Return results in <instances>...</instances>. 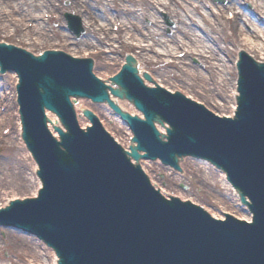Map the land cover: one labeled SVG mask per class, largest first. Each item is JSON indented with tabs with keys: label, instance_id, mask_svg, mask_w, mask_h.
Instances as JSON below:
<instances>
[{
	"label": "water",
	"instance_id": "1",
	"mask_svg": "<svg viewBox=\"0 0 264 264\" xmlns=\"http://www.w3.org/2000/svg\"><path fill=\"white\" fill-rule=\"evenodd\" d=\"M133 62L129 58L113 80L122 88L113 94L134 102L147 122L123 115L110 103L136 135L132 157L139 160L138 151H144L143 158H161L172 166L186 155L209 160L228 173L255 223L231 217L216 222L191 204L165 201L90 113L94 128L88 134L79 131L70 97L108 101L92 63L55 53L37 59L0 45L3 72L16 69L21 79L24 139L45 186L39 200L0 212V224L34 228L55 248L60 264H264V67L248 68L243 58L241 108L237 121L227 123L181 96L146 89ZM45 109L69 131L58 130L61 144L46 129ZM155 120L171 125L168 144L154 130Z\"/></svg>",
	"mask_w": 264,
	"mask_h": 264
},
{
	"label": "bare ground",
	"instance_id": "2",
	"mask_svg": "<svg viewBox=\"0 0 264 264\" xmlns=\"http://www.w3.org/2000/svg\"><path fill=\"white\" fill-rule=\"evenodd\" d=\"M145 1L138 3L140 7L133 10L131 8L135 6L133 0H96L95 3L92 0H78L73 5L65 4L64 0H4V6L0 5V42L16 43L15 45L20 46L22 49L26 48L29 52L32 51L36 54H38L37 48L48 46L57 48L56 51L62 50L71 54L75 53L74 57L94 59L97 65L96 68L102 71L100 74L97 73V76L109 85H111V77L115 76L125 64L124 54L129 53L136 59L141 77L148 73L159 86L171 92H182L187 97L195 100L193 94H199L205 101L198 100V102L211 103L215 108L222 111L220 115L233 118L237 108L236 86L234 83H229L226 76H232L234 67L228 66V62L222 55L226 54L230 59L234 52L243 51L256 61L264 62V27L259 26L252 12L244 8L243 0H229L227 4L219 7L217 14L208 13L210 5L207 0H199L202 3V9L206 11L205 15L200 13L199 7H196L195 11L189 9V6L195 5L192 3L194 0H181L186 3L185 7L180 4L179 0ZM246 2H250L257 13L259 12L264 16V0H246ZM125 3L130 4V7L126 6ZM158 6H162L165 11L172 14L176 19L177 27L174 35L168 36L161 31ZM101 10L102 13H99ZM72 12L79 14L87 21L86 33L82 39L72 38L71 33L66 31L65 22L61 20L55 22L59 23L58 29L51 28L54 24L52 22L51 24L49 22V24H45L46 14ZM228 12H237L233 23H230L225 17ZM42 13L44 16L41 15ZM147 18L151 22L150 26L143 25ZM118 22H121L120 28L124 31V36H115L109 30L112 23H114L113 26H117ZM28 24L33 25L30 27ZM139 24L142 25V29H140ZM10 29L13 30V32H10L13 34H6ZM228 30L231 32L230 36L227 35ZM127 37H130L129 40H126ZM10 39H14L15 42H11ZM52 41L54 43H51ZM147 43L149 44L148 47L144 45ZM150 43L152 44L150 45ZM116 44H119L120 47H116ZM223 44L226 47H223ZM157 46L162 51H156L155 47ZM89 50H96L97 53H88ZM183 52L186 53V58L180 64L185 66L184 70H178L175 66H169L168 68L173 67L177 70L179 73L176 77L179 80L178 82L185 85L188 84L186 83L187 80L190 81L186 90L185 87L172 88L166 86L165 79L159 78L157 73L151 69L155 57L158 59L162 57L172 59L175 55ZM80 53H83V56H79ZM188 60H197L200 64L198 66L188 64ZM155 64L160 65L161 61H157ZM113 67L117 69H113ZM228 71L231 72L228 73ZM11 75H15V73ZM173 76L172 74L171 77ZM146 84L154 87L153 83L146 82ZM4 85L8 86L9 84L4 83ZM4 85L0 83V89L5 87ZM230 89V92L233 93L231 96L228 94ZM3 97L0 98V106L8 101ZM12 97L14 100V96ZM119 105L125 110H134L129 104L120 103ZM87 106L91 107L90 104H84V107ZM130 112L137 114L135 111ZM9 113L10 111L6 113V116ZM107 116H110V114L107 113ZM51 119L53 122L56 120L53 117ZM4 120L5 117L0 119V123H3ZM14 121L19 123L17 118ZM120 124L127 130L126 126ZM87 125L86 123L83 126L86 127ZM1 134L0 131V136H2ZM21 144L23 146L22 141ZM22 158L28 165L33 166V172L19 174L20 186L24 185L27 190L31 191L29 196H36L40 187L34 172L36 164L28 153H23ZM13 162L15 163L14 169L22 163L17 159H13ZM7 175L4 169L0 174L1 185L6 183ZM218 175L223 185L230 188L224 178L219 173ZM162 193L164 194L163 191ZM179 198L186 200L183 194H180ZM14 199H16V196L12 198V200ZM8 203L9 201H6L4 206ZM215 216L222 217V215ZM7 231L19 234L14 230ZM19 235L27 241L24 245L30 244V250L26 252L33 259L38 260L33 263L46 264L47 261L42 259L41 252V248L44 246L35 238Z\"/></svg>",
	"mask_w": 264,
	"mask_h": 264
},
{
	"label": "rangeland",
	"instance_id": "3",
	"mask_svg": "<svg viewBox=\"0 0 264 264\" xmlns=\"http://www.w3.org/2000/svg\"><path fill=\"white\" fill-rule=\"evenodd\" d=\"M139 1H145V0H133V4L135 5L131 7L133 10L138 9V7H140L138 4ZM179 1H180V4H182V6L184 7L186 6L185 2L181 0ZM207 1L210 5V10L208 13L213 12L215 14H217V10H219L220 6L225 5L229 2L228 0H207ZM72 2L73 0H64V3L67 5L75 4V3L72 4ZM92 2L95 3L96 0L95 1L92 0ZM192 3H194L195 5L191 7L189 6V9L191 11H195V8L199 7L201 11L200 13L202 15H205L206 11L202 9V3L199 0H194ZM242 3H243L244 8L252 12L254 18L258 22V25L262 26V23L264 21H262L260 16L258 17L259 14H257V10L252 7V4L250 2L249 3L246 2V0L245 1L243 0ZM211 4H213L214 6H212ZM125 5L126 6L128 5L130 7V4L128 3H125ZM158 9H159V17H160V27H162L161 31L164 32V34L168 36L174 35L175 29L177 27L176 19H174L172 14L165 11L164 8H162V6H158ZM237 12H234L235 16ZM99 13H102V10L99 11ZM234 13H229L228 14L229 16L226 15L227 16L226 18L231 20V16L234 15ZM140 14L141 13L139 12V15ZM41 15H43V13ZM51 17H52L51 14L49 15V17L48 15H46V19L51 18ZM67 17H71V18L67 19ZM54 18L55 19L59 18L58 19L59 21L61 20L62 22H65L66 31L71 33L72 38L82 39L84 37V34L86 33V29H87V26H86L87 21L84 19V17L79 16L72 12V13H65L63 15L56 14L53 16L52 19ZM69 20L72 22V24L69 23ZM59 21H56V22H59ZM232 21L234 20L232 19ZM52 23L54 24L51 28L58 29L59 23H55V22H52ZM143 23H144L143 25L145 26H150L151 24L148 18ZM188 23L190 24L189 21ZM32 25L33 24H29V26H32ZM112 25H114V23H112L111 26L109 27V30H111V33H113L115 36L125 35L124 31H117V30L115 31V27L113 29ZM139 25H140V29H142L141 27L142 25L141 24ZM117 26L120 27V23H118ZM10 32H13V30L11 29L8 30L6 34H9ZM227 35L228 36L231 35V32L229 30L227 31ZM129 38L130 37H127L126 40H129ZM193 39H196V38H193ZM13 42H15V40ZM51 43H54V41H52ZM12 44L15 45L16 43H12ZM144 45L146 47L149 46L148 43ZM115 46L119 47L120 45L116 44ZM222 46L226 47L224 44ZM229 48L231 49V47ZM46 50H51V48L48 46L37 48L38 53L42 51H46ZM156 51H162V49H160L157 46ZM66 53L69 55L71 54L68 51H66ZM74 54L72 53V56ZM181 55L183 54H179L177 58L180 59ZM124 56L126 57V54H124ZM222 56L227 61L228 56L226 54H223ZM237 59H238V55L235 54L229 62H231V65H232V63H235ZM157 61H159V59L155 57L154 63L151 65V69L153 72L157 73L159 78L165 79L166 86L172 87V88H175V87L184 88L185 87L184 89L186 90L187 86L190 84V81L187 80L186 83L188 84H185L186 86L184 85V83L178 82L179 80H177L176 77H178L179 73L177 72V70L174 68H167V67L160 66V65L157 66L155 64ZM187 62L188 64H192L196 66L200 64L197 60H191V61L188 60ZM184 67L185 66L180 65L179 67H176V68L178 70H182V69L184 70ZM113 69H117V68L113 67ZM101 72L102 71L99 68L95 70L96 75L97 73L100 74ZM172 74L174 75L173 77H171ZM237 77H238L237 73H235L233 82L237 81ZM0 83H2L3 85L4 83L9 84L8 86L4 85L5 87H2L0 89V98L2 96H5L7 99L10 100L9 102L0 106L3 109L1 112L2 115H0V119H2L3 117L7 119L3 123H0V128H1L0 131L2 133L3 130L5 129V126L7 125L6 123L12 119L13 117L12 114H14L13 112L18 109V105L16 103L17 95L15 92L16 85L18 83V77L16 75H10V74H7L5 76L0 75ZM12 96H14V100L12 99L13 98ZM193 96L200 101H205L204 98L199 94H193ZM81 102H85V101H81ZM81 102H80L81 109L83 110V103ZM206 106L208 109H211L217 114H222L221 113L222 111L215 108V106H213L211 103H206ZM92 109L96 110V112L104 118L103 120L106 122L109 130L113 134L117 135L118 137H122L124 130L119 129L120 126L114 118L107 116L106 108L92 106ZM129 110L133 111L131 109ZM8 111H10V113L8 116H6V113ZM14 118L15 117H13V119ZM19 129L20 127H19L18 122L14 121V128L11 129L10 135L3 141L4 143L2 145L0 144V174L1 172L4 171V169L6 170V174H8L6 183L1 185V182H0V205L1 206L5 205L6 201L12 200L14 196L23 198V197L29 196V193L31 192L27 190L24 185L20 186L21 183L19 181L21 173L24 174L27 172L28 174V173L33 172V166L28 165L25 162L24 158H22V154L28 153V151L25 145L23 144L24 146H22L21 144ZM125 133L126 132H124V136H125ZM10 137L11 139H9ZM13 159H17L22 162L18 168L14 169L15 163L13 162ZM182 168L184 170V175L181 176L178 174H174L170 170L165 169L158 164H155V165L145 164V169L147 173L154 178L155 183L159 187H161L166 193L173 194L176 196L183 194V197H185L186 199L192 200L193 202L205 207L206 209H208V211L211 214L220 215L222 212L230 213L232 212V210L233 212L236 210L235 203L237 199L234 196V192L230 188H226V186L223 185L218 173H216V171L213 168L205 164L202 165L200 163L194 162L192 160H185V162L182 165ZM25 242L27 241H25L21 235L11 233V231L0 229V264H31L32 262H37L38 260L33 259L32 256L26 252L27 250H30V244L24 245ZM41 252L43 255L42 256L43 260L46 259V261L49 262L50 259H53L54 254L50 250L42 247Z\"/></svg>",
	"mask_w": 264,
	"mask_h": 264
}]
</instances>
